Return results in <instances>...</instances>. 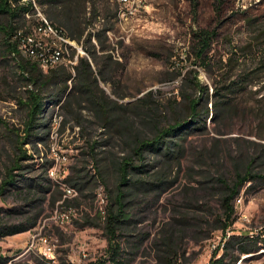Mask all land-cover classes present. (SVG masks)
<instances>
[{"label":"rangeland","instance_id":"obj_1","mask_svg":"<svg viewBox=\"0 0 264 264\" xmlns=\"http://www.w3.org/2000/svg\"><path fill=\"white\" fill-rule=\"evenodd\" d=\"M47 1L32 0L34 15L28 18L27 26L49 17L53 8ZM90 1L88 12L93 4L97 9H92L86 23L96 37L90 44L68 40L75 56L69 46L63 50L60 47L65 53L60 62L72 70L77 55L91 60L92 78L97 79V83H91L93 92L115 104L112 124H106L87 95L75 88L76 81H69L68 92L74 93L64 94L57 103L51 100L55 94L52 89L42 90L50 102L42 113L37 137L31 139L43 141L26 142L28 107L19 104V99H25L27 89L35 87L27 86L20 76L17 61L1 45L0 33V185L7 166L21 156L19 164L23 168L14 171L20 179L19 188L32 177L50 187L46 193L37 194L39 202L34 208L24 206L26 196L19 188L8 186L0 192V208L4 209L1 215L8 225L21 223L42 210L35 227L0 238V257H7V263L0 264H48L42 247L44 239L46 248L54 242L57 246L55 264H93L104 257L108 240L97 214L106 209L109 190L116 188L120 161L131 153L125 134H148L146 129L150 131L151 126L141 120L142 113L161 126L172 123L175 116L186 117L185 96L190 95L203 97L199 117L201 123L206 119V130L178 140L183 147L179 159L165 161L162 156L147 153L149 172L133 171L128 175L133 180L152 181L151 175L160 171L171 182L164 191L139 188L126 198L127 210L133 213V222L124 231L126 241L138 245L131 264H167L163 255H177V264H207L218 245V255L223 253L225 239L246 234L256 237L258 250L241 254L235 247L229 250L227 261H231V255H239L235 263L264 264V185L246 184L233 202L234 223L226 231L216 228L224 215L217 181L220 174L231 178L236 167L252 159L254 170L264 172V72H254L258 67L254 57L264 48H258L254 38L264 30V0ZM201 29L216 33L205 66L195 54L196 35ZM39 30L44 35L53 32L50 27ZM44 35L37 39L62 40L55 34ZM252 40L253 46L242 50ZM92 44L96 60L87 53V47L95 49ZM101 46L112 54L111 59L102 56ZM233 51L239 53L236 56L242 64L235 70L221 62ZM243 69L251 74L244 80ZM235 80L243 83L237 92L227 93L232 97L231 109L220 110L219 105L216 116L212 103L226 98L211 96L213 88ZM197 84L210 89L208 112L206 94H200ZM150 90V98L138 103V98ZM71 173L81 177V189L64 182ZM68 189L73 190L72 194ZM124 190L128 193L132 188ZM101 215L104 217L106 212ZM88 219L94 224L82 226ZM163 241L169 243L173 253L164 251Z\"/></svg>","mask_w":264,"mask_h":264},{"label":"trees","instance_id":"obj_2","mask_svg":"<svg viewBox=\"0 0 264 264\" xmlns=\"http://www.w3.org/2000/svg\"><path fill=\"white\" fill-rule=\"evenodd\" d=\"M42 3L43 1H39ZM51 4L53 11L49 14V17H43L37 19V22L32 26H27L26 22L28 18L33 16L32 12L34 11V4L32 0L25 1L23 0H0V33L2 34V43L6 53L17 61L18 68L20 69V76L23 80L27 82V86H34L35 89H27V95L25 99H19V104L26 105L28 107V118L25 123V137L24 140L28 143L34 142L38 143L43 141L42 139L32 140V137H37V129L42 126L41 117L44 112L45 105L50 102V99L47 100L44 95H42L43 89H52L54 95H52V101L57 103L62 100L64 94L74 93L70 90L68 92V82L76 81L75 88L80 92L87 95V99L95 107L98 115L104 118L106 124H112L114 119L111 115V109L115 106L114 103H108L103 101L101 98L96 97L95 93L92 90V82L97 83V79L92 78L94 75V69L91 64V60L85 56L77 55V60L72 70L76 71V74L64 67L63 63L60 62L61 58L64 56L62 51L64 47H68L72 50V57L75 56V51L67 43L72 40L77 43H81L82 40L86 41L87 44H90L92 40L96 37V33L88 29L86 20L91 18L92 9L95 11L96 5L91 6L90 11L88 12L87 7L90 0H48ZM32 14V15H30ZM47 21V23H46ZM249 23H253L252 19L248 20ZM47 25V26H44ZM51 28L53 32L44 35L39 34V28ZM55 34V36L61 38L62 40L58 41L57 39L47 38L45 41H39L37 39L38 35L50 36ZM36 35V40L31 43L28 41L30 36ZM198 37V49L195 51L197 59L200 60V63L207 65L206 55L211 51L212 40L216 36L215 31L210 29H201L196 35ZM255 44L258 48L264 46V30L260 31L259 34L254 37ZM66 40V42H65ZM58 41V42H57ZM64 41V42H63ZM36 43H42L41 46H36ZM254 44L253 40L244 47V49H250ZM94 50L87 47V53L92 60L97 59V51L94 44L91 45ZM250 46V47H247ZM62 48L61 52L59 48ZM244 48V49H243ZM55 50L53 58L52 54H49ZM101 51L103 52L102 56L111 59L112 54L106 53L104 47L101 46ZM263 51V52H262ZM260 54L255 55L254 59L257 64V68L254 71L255 73L264 72V48ZM59 53V54H58ZM237 51H233V54L227 57L225 62H222V65L225 67H231L235 70L237 65H242L240 57L236 56ZM50 55V61L47 59V56ZM58 56V57H57ZM245 57V55H243ZM102 74L101 69L99 70ZM243 76L246 79L251 76L246 69L241 70ZM92 78V80H91ZM94 80V81H93ZM242 82V81H241ZM240 80H235L229 84H223L222 86L216 85L213 88L211 96L214 97H223L226 100L220 101L214 104L215 109L217 110L216 116L218 115V106L220 110L231 109V100L227 93H234L241 89ZM243 83V82H242ZM200 91L201 95L206 94L205 108L208 112V103L210 89L207 85L202 86L201 84L196 85ZM152 91H147L141 97L138 98V103L146 102ZM188 103L185 105L187 111L186 117L175 116L173 122L170 121L167 125L161 126L159 122H154L151 119H148L147 113L143 115L141 120L148 123V126H151V130H147L148 134H125L129 140L131 153L127 157H124L118 165L119 178L116 188L109 190L110 197L109 201L107 200L106 209L97 214V219L102 222L105 235L108 240V246L104 257L98 259L93 264H131L135 258L136 251L138 250V245L136 243H131L129 240L126 241L125 230L129 228L133 222V213L127 210L128 202L126 198L134 193L135 189H149L155 188L164 191L171 182L167 181L164 177L167 176L166 173L157 171L152 176V181H147L143 179H135L128 175L132 174L133 171L136 173L139 172H149L148 164L146 161L147 153H152L154 155L162 156L165 161H171L179 159L183 153V147L178 143V140L183 139L185 136L197 131V130H206V119L203 120V123L200 122V106H201V97L195 99L194 97L185 96ZM219 103V104H217ZM123 107V105H121ZM177 112V111H176ZM175 112V113H176ZM145 116V117H143ZM114 121V120H113ZM141 121V122H142ZM147 126V125H146ZM175 138V140L170 139ZM25 141H22L24 144ZM23 156L26 157L27 153L22 152ZM21 156H18L16 161L13 164L7 166L5 178L3 183L0 185V192H4L8 189V186H13L19 188L20 179H17V174L14 171L18 168H23L19 164ZM139 162V164H137ZM254 160L248 161L243 167L235 168L234 175L231 178L226 177L225 174H220L217 181H219L221 186V206L223 209V217L220 220V226L216 227L226 231L234 223V200L240 195L242 189L246 184L250 183L248 187H251L253 184L264 185V172L254 170L253 166ZM48 169H46L47 172ZM79 175H72V173L64 180V182L71 183L74 187H80L82 182H80L81 177ZM48 182L51 179H47ZM124 187L132 188L130 192H126ZM20 193H23L26 196V202L24 206L35 207L36 203L39 202V198H36L37 194L40 192L46 193L50 190V187H45L34 177L27 180L25 186H20ZM45 199V197H44ZM42 199V200H44ZM23 208V207H21ZM3 208H0V238H4L9 235H14L19 232L27 231L35 227L38 223V220L41 216V211L39 210L33 215L27 217V219L21 223L8 225L5 221V217L1 215ZM106 215L103 217L101 214ZM94 223L85 221L82 226L93 225ZM130 245V249H128ZM161 245H164L166 249L164 250L167 254H171L168 247L169 243L163 241ZM237 247L239 253L246 254L258 250L257 239L254 235L246 234L241 236L231 235L225 239L224 245L222 247L223 253L218 255L221 247L215 248L213 255L210 258L207 264H235L238 260L239 255L230 256L231 261H227V256L229 255V250ZM55 248L57 246L55 245ZM135 251H132V250ZM175 254V253H174ZM167 264H177L178 257L175 258L168 257L163 255L161 257ZM0 261L7 263V257L1 256ZM48 262V261H47ZM52 263L51 261H49ZM48 262V264H50ZM65 264V263H61Z\"/></svg>","mask_w":264,"mask_h":264},{"label":"bare ground","instance_id":"obj_3","mask_svg":"<svg viewBox=\"0 0 264 264\" xmlns=\"http://www.w3.org/2000/svg\"><path fill=\"white\" fill-rule=\"evenodd\" d=\"M47 29H48V28H46V29L40 28L39 31H47ZM28 41L31 42V43H33V42H34V38H33L32 36H30V37L28 38ZM58 54H59V53H58ZM57 57H58V56H57ZM66 191H67L69 194H72V192H73L72 189H68V190H66ZM47 250H54V246H48V247L46 248V251L44 252V255L47 256V257L49 258V260H50L53 264H55V263H56V260H57V258H56L57 254H54L53 257H52V256L50 255V253H49ZM235 264H241V261H239V262H237V263H235Z\"/></svg>","mask_w":264,"mask_h":264},{"label":"built area","instance_id":"obj_4","mask_svg":"<svg viewBox=\"0 0 264 264\" xmlns=\"http://www.w3.org/2000/svg\"><path fill=\"white\" fill-rule=\"evenodd\" d=\"M44 26H47V25H44ZM34 39H35V35H34ZM66 41V40H65ZM41 44L42 43H36L35 42V45L36 46H41ZM52 53H55V50H53L52 52H50L49 54H52ZM47 59L49 60V62H51L50 61V55L49 56H47ZM103 186V185H102ZM101 189V188H100ZM59 217H56V219H58ZM43 241V249L44 250H46V246H45V239L44 240H42ZM49 253H50V255L53 257V255L54 254H57V248H55V242H54V250H47ZM83 256H85V253L83 254Z\"/></svg>","mask_w":264,"mask_h":264}]
</instances>
